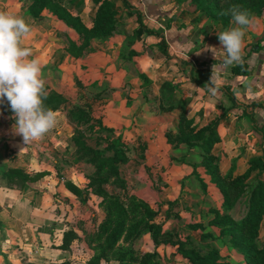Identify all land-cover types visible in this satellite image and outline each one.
Segmentation results:
<instances>
[{
  "label": "rangeland",
  "instance_id": "1",
  "mask_svg": "<svg viewBox=\"0 0 264 264\" xmlns=\"http://www.w3.org/2000/svg\"><path fill=\"white\" fill-rule=\"evenodd\" d=\"M33 1L20 0V3L29 7ZM179 1L185 2L190 11L208 18L215 34L235 26L231 15L222 13L233 6L247 10L253 19L245 36V40L249 42L247 46L254 50H263L264 1L258 7L238 0H226L219 5H216L217 0ZM56 3L62 4L68 11L73 7L91 4L94 6L91 7V13L94 15L99 9L94 0H56ZM120 4L131 7L123 0H108L106 4V7L114 5L115 17L112 21H115V29L99 38L91 39L79 52L68 48L72 44L81 46L84 43L83 37L60 19L65 29L53 32L51 43H59L62 50H66V54L73 59L87 56L88 64L100 63L104 70L109 67L108 59L114 55L113 43L117 45L114 38L126 32L124 7ZM45 12L53 14L48 10ZM98 50L101 54L97 59H93ZM104 71V78L103 75L98 78L108 79L111 71ZM139 79L144 80L145 84L148 83L145 74H140ZM98 80L101 79L96 81ZM137 80L135 73V82ZM83 86L84 104L80 108L89 114L90 120L85 124L76 123L73 113L78 106H74L70 110V118L75 124L71 134L62 140L56 127L54 133L58 144L52 151L53 156L48 157V162L45 160L47 155L40 156V159L45 161L40 163V166H43L40 170L49 171L33 172L52 174L48 181L53 188L51 192L48 191L49 210L44 212L45 221L39 230L46 229L51 232L60 224L62 236H72V244L68 250L71 256L66 260L59 258L60 261H53L51 264H88L97 258H101L100 264H247L244 254L235 246L232 235L225 233L218 222L226 214L236 221L246 216L251 189L264 178L259 171L251 169L252 160L264 159V137L261 143L252 149L249 140L241 142L234 139L231 144L235 149H232L230 154H210L200 148V145L206 142L209 131L205 133L204 138L194 141L195 147L179 140L180 116L175 126L167 129L165 139L168 149L162 152L158 137L145 134L142 129L144 124L138 122L140 117L136 118V113H143L141 108L133 111L135 117L121 109V115L115 113L116 118L114 115L110 116L117 121L105 120L106 116L102 112L104 110H100L104 102L113 100L117 103L116 108H127L133 102L130 94L115 88L114 94L108 90L102 92V88L107 85L93 88L84 82ZM52 94L59 97L57 93ZM97 100L102 102L99 106L95 105ZM64 104L61 99L54 112L62 111ZM164 109L163 111L167 112L168 108ZM155 110L162 113L159 108ZM182 114L186 116L185 113ZM128 116L129 123L126 120ZM190 120L196 124L194 119ZM212 125L215 127L219 143L221 139L217 131L218 123L214 122ZM195 126L197 131L206 127ZM116 144L119 145L118 149ZM240 145L242 148L245 145L244 150L246 148L247 153L241 151ZM181 146H185V149L179 150ZM186 147L188 152L184 153ZM62 151L64 153H61ZM192 178L198 192L193 188L195 193H191L189 198L184 192ZM68 184L79 191L67 188ZM45 189L40 187L39 192L42 193ZM224 191L232 195V207L228 213L224 206ZM112 209H115L116 215L126 219L123 234L115 246L109 249L106 237L100 241L95 239L108 219H118L115 214H111ZM48 214H52L53 219H47ZM58 216L63 219L58 220ZM152 224L157 226L156 235L149 229ZM134 226H137L136 231L130 232ZM258 232L256 243L263 247L264 217ZM41 243L39 241V244ZM61 246L60 241L58 245L51 244L49 249L57 250ZM39 251L35 250L34 255L39 254Z\"/></svg>",
  "mask_w": 264,
  "mask_h": 264
},
{
  "label": "crops",
  "instance_id": "2",
  "mask_svg": "<svg viewBox=\"0 0 264 264\" xmlns=\"http://www.w3.org/2000/svg\"><path fill=\"white\" fill-rule=\"evenodd\" d=\"M127 2L131 7L120 4L124 7L126 32L114 38L117 44L113 43L114 55L108 59L109 67L104 69H110L111 75L104 80L102 64H88L87 56L73 59L66 54V50H62L59 43H51L53 32L64 28L57 17L45 11L40 17H33L28 12V6L20 3V0H0V11L22 16L33 29L24 40V45L32 49L31 58L39 59L43 65L48 95L57 93L65 102L64 109L55 112L61 139L71 134L75 125L70 118V110L74 106H83L82 89L86 82L93 88L107 85L102 88V92L108 90L114 94L115 88L130 94L133 102L127 108H116L117 103L113 100L104 102L100 110H104L105 120L117 121L115 113L121 115V109L135 117L133 111L141 108L143 113H136V118L140 117L138 122L144 124L142 129L145 134L158 137L162 152L168 149L165 139L167 129L175 126L182 113L194 119L195 125L202 127L218 123L221 142L212 150L216 154H230L235 149L231 144L234 139L241 142L249 140L250 149L258 146L264 137V47L263 50H254L247 46L249 42L245 40L243 62L246 59L249 75H236L233 67L237 65L225 68L222 64L225 53L208 18L190 11L185 2ZM91 7L94 6L86 4L84 7H73L70 11L90 27L95 17ZM138 15H141L149 33L141 27ZM99 54L100 50L93 59H97ZM212 73L218 88L215 95L207 90ZM140 74L146 75L147 84L139 79ZM99 75H103V78H98ZM112 97L115 98L114 95ZM100 103L97 100L95 105L99 106ZM164 107L168 108L167 112L163 111ZM112 115L115 118L110 117ZM12 116L7 102L0 104V264H51L60 261L59 258L66 260L71 256L70 251L49 249L51 244L58 245L60 241L63 244L61 225L51 232L39 230L45 221L44 212L49 210L48 191L51 192L53 188L48 181L52 174L45 172L47 175L23 189L10 188L3 176V172L10 169H22L32 176L44 174L33 172L43 168L40 163L45 161L40 159L41 155H47V162L48 157L53 156L52 151L58 144L56 131L52 130L42 140L25 145L22 136L13 131L15 120ZM244 147L240 145L241 151L247 153ZM181 149H185V146H181ZM187 150L186 147L184 153ZM40 187L46 189L41 193ZM193 188H196L197 193L194 178L185 189L187 197L191 198V193H195ZM49 217L53 219L52 214H48L47 219ZM57 219L63 218L58 216ZM39 241L42 243L39 244ZM35 250L39 254L34 255Z\"/></svg>",
  "mask_w": 264,
  "mask_h": 264
},
{
  "label": "trees",
  "instance_id": "3",
  "mask_svg": "<svg viewBox=\"0 0 264 264\" xmlns=\"http://www.w3.org/2000/svg\"><path fill=\"white\" fill-rule=\"evenodd\" d=\"M108 0H94L96 6H99V9L94 17V22L91 27H87L81 17L74 16L70 11L67 10L60 3H56V0H34L33 3L28 7V12L33 17H40L42 13L46 10L53 13V15L57 16L58 19L62 20L72 28L78 31V33L83 37L84 43L81 46H77L72 44L68 48V50L80 51L83 47L87 46L91 39L99 38L103 34H107L111 30L115 29V21L112 19L115 17L114 5H109L106 7ZM126 5L130 6L127 0H123ZM226 0H217V4L220 2H224ZM241 3H250L254 7H258L263 4L264 0H238ZM208 13L210 10L207 11ZM138 21L142 28L146 30V32H150L147 29V26L144 24L141 15H138ZM162 38V42H164V38ZM165 43V42H164ZM260 47V46H258ZM257 50V48L255 49ZM244 59L242 65H237L233 67V73L236 75H249V67ZM234 100V98L231 96ZM61 98L50 94L47 95L44 104L47 108L55 111L60 105ZM75 122L78 124H85L86 121L90 120L89 114L85 112L84 109L78 107L74 111ZM194 122L192 120H188L187 116L184 114L180 117V135L179 140L181 142H186L190 147H195V140L201 139L205 137V133L209 131V135L207 137L206 142L200 145V148L203 149L206 153L212 154V150L214 145L219 141V138L216 134L215 127L212 125L206 126L205 128H196ZM119 145L116 144V148L118 149ZM119 152V150H117ZM252 168L253 170L259 171L264 176V159L259 158L252 160ZM213 174V171H211ZM44 174H36L30 175L26 173L22 169H10L3 172V176L7 180L8 186L10 188H26L30 183H34L41 179ZM67 188L76 191V188L73 185L68 184ZM77 191H79L77 189ZM76 191V192H77ZM225 194V211L228 213L230 208L232 207V195L224 191ZM248 212L246 216L239 221L232 219L228 214L224 215L221 218L218 225L222 227L225 233L232 235L233 242L235 246L239 249L242 254L245 256V260L247 264H264V246L260 247L257 245L256 240L259 237V227L264 217V178L259 181L252 189L251 193L247 200ZM115 209L111 210V214H115ZM116 215V214H115ZM115 218L118 219H108L105 224L100 228V233L96 235L95 240H103L106 237V244L109 249H111L117 241L120 239L121 234H123L125 229L126 218H123L121 215H116ZM122 218L123 220H121ZM137 226L132 227L130 232L136 231ZM149 229L157 233V226L152 224L149 226ZM108 233V235H105ZM73 235V234H72ZM72 244V236L71 234H66L63 238V244L61 249L69 250ZM106 251V250H105ZM102 256V255H101ZM103 257V256H102ZM100 259L97 258L94 261H91L88 264H100Z\"/></svg>",
  "mask_w": 264,
  "mask_h": 264
},
{
  "label": "clouds",
  "instance_id": "4",
  "mask_svg": "<svg viewBox=\"0 0 264 264\" xmlns=\"http://www.w3.org/2000/svg\"><path fill=\"white\" fill-rule=\"evenodd\" d=\"M223 15H231L234 27L218 32L221 49L225 55V68L243 64L245 36L253 19L247 10L233 6ZM32 27L22 16L0 11V104L7 102L15 120L13 131L22 136L25 145L42 140L57 126L54 111L47 108L46 81L43 65L31 58L32 49L24 45ZM208 92L215 95L217 81L211 74Z\"/></svg>",
  "mask_w": 264,
  "mask_h": 264
}]
</instances>
